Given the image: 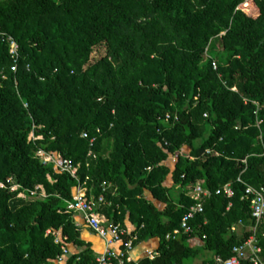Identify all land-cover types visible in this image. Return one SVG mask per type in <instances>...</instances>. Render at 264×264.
<instances>
[{"label":"trees","instance_id":"1","mask_svg":"<svg viewBox=\"0 0 264 264\" xmlns=\"http://www.w3.org/2000/svg\"><path fill=\"white\" fill-rule=\"evenodd\" d=\"M0 32V264H54L63 243L79 247L67 264L96 262L66 211L79 180L40 150L80 164L95 199L113 184L108 218L124 226L129 215L136 242L160 240L143 264H188L205 250L203 264H218L254 233L264 256V217L248 229L245 197L264 188V0H0ZM197 183L212 193L204 212L167 238ZM227 183L230 198L216 193Z\"/></svg>","mask_w":264,"mask_h":264},{"label":"built area","instance_id":"2","mask_svg":"<svg viewBox=\"0 0 264 264\" xmlns=\"http://www.w3.org/2000/svg\"><path fill=\"white\" fill-rule=\"evenodd\" d=\"M249 0H245V3ZM3 33L0 32V35ZM10 44V54L14 60V65L12 69L14 71L18 68V62L20 59V46L18 42L13 37H8ZM214 68H217V63L213 62ZM236 90V88H234ZM256 104H258L256 102ZM258 107L260 108L261 106ZM169 118V116H168ZM32 136V137H31ZM30 139L41 138V136L36 137L34 132L31 133ZM83 138L89 140L90 145L93 146L96 138L90 137L88 132L82 134ZM207 153H211V150H208ZM92 154V151L89 152V156ZM217 155H220L219 152H216ZM38 155L41 157L44 164L52 163L55 167L61 172H68L73 177L79 180V185L77 191L74 195V198L67 203V212L82 213L86 220L87 225L94 230L100 237L105 240L106 248L104 252L96 258V262L93 264H128L132 262L131 252L133 251L136 241L138 239L137 234H132L122 226L120 222L106 221L102 218L99 208L102 205L108 204L111 205V202L107 200L106 193L113 187L111 182H103L102 189L103 193L95 199L92 195V192L88 185L87 181L89 176L86 177L84 181H81L79 176L80 164H75L71 159L64 158L60 153L51 154L47 153L44 150L38 151ZM150 169V168H149ZM241 181V178H239ZM3 186V184H1ZM20 185L15 184L12 186L11 190L15 191L19 189ZM42 189V196H46L43 186H37V189ZM117 187L114 188L113 193H116ZM217 194H224L227 197H232L234 195V190L231 183H227L223 187L217 189ZM32 195L36 194V191H31ZM209 189L204 188L200 183L192 185L189 190V195L191 198L197 201V203L190 207L189 211L185 214L182 219L181 228L176 229L174 234H179L181 232L189 233L191 227L189 222L193 220L197 214L204 212L203 201L205 198L211 195ZM19 197H26V193H19ZM245 197L251 198V214L252 218L255 220V225L253 231L256 232V229L264 217V188H255L253 186H248L246 189ZM231 205V204H230ZM230 207H228L229 209ZM243 226V222L240 221L238 224H235L232 227L233 231H238L240 227ZM51 232V231H49ZM56 234V233H55ZM131 235L128 241L124 240V236ZM171 235H168L170 238ZM56 242H62V237L60 234H56ZM118 246V247H117ZM71 255L69 246L65 243L62 245V254H60L54 264H67L68 257ZM264 264L263 249L258 244L257 237L255 233L249 237L243 243L236 245L232 250V256L228 259H218V264Z\"/></svg>","mask_w":264,"mask_h":264},{"label":"crops","instance_id":"3","mask_svg":"<svg viewBox=\"0 0 264 264\" xmlns=\"http://www.w3.org/2000/svg\"><path fill=\"white\" fill-rule=\"evenodd\" d=\"M148 197L150 199L154 200L150 194H148ZM109 206L110 205L105 204L99 208V212H100L102 218H104L106 221H112V219L108 218V216L105 212L106 211L105 209L108 208ZM75 222H76V225L78 226V228L81 232L82 239L87 244L90 245L91 249L93 250V252L97 258L99 255H101L104 252V250L106 248L105 240L102 237H100L94 230H92L87 225L86 220L84 218V215L82 213H75ZM206 222H207V220L205 221V223ZM124 227L130 233H133L136 230V226H135V224H133L131 222L129 215L126 216ZM253 227L254 226L249 227L248 229L252 230ZM242 228H243V226L239 228L238 233L241 234L243 231H245V229H242ZM177 229H179V228H177ZM169 235L172 236L175 234L173 232V234H169ZM167 238H168V236H167ZM191 245L199 246V247L203 248L204 242L199 237H193L191 239ZM68 246H69V249L71 251V254H73L74 252H77V250L79 248L77 245H74V244H69ZM159 246H160L159 238H153V239H148V240L136 242L135 247H134L133 251L131 252V257L133 260H132V262H130L128 264H143L142 263L143 259H145L147 257L154 258L158 254L157 250H158ZM202 253L198 257H200L202 255ZM197 258H195V259H197ZM219 258H217V261ZM206 259H209V258H204V260H202L200 262L198 261L197 263H194V264H198V263L203 264V262ZM115 264H119V263L116 262Z\"/></svg>","mask_w":264,"mask_h":264},{"label":"rangeland","instance_id":"4","mask_svg":"<svg viewBox=\"0 0 264 264\" xmlns=\"http://www.w3.org/2000/svg\"><path fill=\"white\" fill-rule=\"evenodd\" d=\"M106 53H107V48L104 45L96 47L92 53V61H96L99 57L106 55ZM244 232L245 231H243L241 233V235H243ZM211 256H212V253L210 251L205 250V251H203V253L200 257H198L195 260L190 261L188 264H194V263H197L198 261L200 262V261L204 260V258H210ZM198 264H200V263H198Z\"/></svg>","mask_w":264,"mask_h":264}]
</instances>
